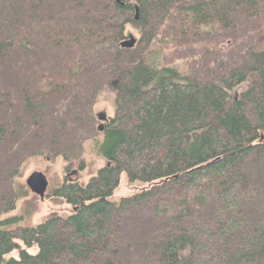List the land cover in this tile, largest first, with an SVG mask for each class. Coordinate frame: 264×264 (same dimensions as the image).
Here are the masks:
<instances>
[{
    "label": "trees",
    "instance_id": "1",
    "mask_svg": "<svg viewBox=\"0 0 264 264\" xmlns=\"http://www.w3.org/2000/svg\"><path fill=\"white\" fill-rule=\"evenodd\" d=\"M87 141L68 215L4 218L30 159ZM0 264H264V0H0Z\"/></svg>",
    "mask_w": 264,
    "mask_h": 264
},
{
    "label": "rangeland",
    "instance_id": "2",
    "mask_svg": "<svg viewBox=\"0 0 264 264\" xmlns=\"http://www.w3.org/2000/svg\"><path fill=\"white\" fill-rule=\"evenodd\" d=\"M127 36L135 39L138 38L137 31L128 27L126 30ZM129 39V38H128ZM126 39V40H128ZM248 82L241 84L230 92L231 96H238L247 88ZM113 101L114 93L111 90H104L101 92L97 104L93 108V115L97 119L106 120L113 115ZM100 124V123H99ZM81 160L84 161V169L79 170ZM106 165V161L94 153L92 141H87L83 147V153L80 160H74L70 165V172L64 173L65 163L61 159L52 160L48 157H36L30 159L23 169L19 177L16 179V186L21 194L15 210L6 217H21L24 226H31L42 222L52 214L59 216L68 215L71 212L61 199L51 197L52 190L59 187L64 181L65 177L71 182H77L85 185L88 180L94 176L97 171ZM33 172H41L45 175L48 187L45 197L41 200L37 195L32 193L26 186V179ZM145 187L143 184H129L125 176L122 175L118 188L115 190L113 199L117 200L121 197L128 196L134 192ZM30 253H35L36 250H29ZM10 256L17 257V253L13 252Z\"/></svg>",
    "mask_w": 264,
    "mask_h": 264
},
{
    "label": "water",
    "instance_id": "3",
    "mask_svg": "<svg viewBox=\"0 0 264 264\" xmlns=\"http://www.w3.org/2000/svg\"><path fill=\"white\" fill-rule=\"evenodd\" d=\"M119 1V0H118ZM135 19H138V11L136 9V15ZM135 45V39L133 37H129L128 40L123 41L120 46L121 48H127L130 49ZM101 120L100 118H98ZM103 121V120H102ZM105 121V120H104ZM26 186L28 189L37 195L41 200L44 199L45 193L48 187V182L45 177L41 172H33L27 179H26Z\"/></svg>",
    "mask_w": 264,
    "mask_h": 264
}]
</instances>
